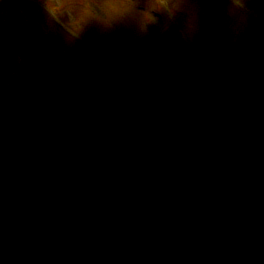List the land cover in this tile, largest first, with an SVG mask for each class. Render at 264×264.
Segmentation results:
<instances>
[{"label":"rangeland","instance_id":"374dc122","mask_svg":"<svg viewBox=\"0 0 264 264\" xmlns=\"http://www.w3.org/2000/svg\"><path fill=\"white\" fill-rule=\"evenodd\" d=\"M119 2L1 0L0 264H264L263 0Z\"/></svg>","mask_w":264,"mask_h":264},{"label":"clouds","instance_id":"9594fccd","mask_svg":"<svg viewBox=\"0 0 264 264\" xmlns=\"http://www.w3.org/2000/svg\"><path fill=\"white\" fill-rule=\"evenodd\" d=\"M68 0H43V7L46 15L58 14L67 4ZM180 0H120L119 3H98L96 7L104 10H116L122 17L131 19L137 29L141 32L147 30L149 24L156 22L155 13L167 11L169 15H175ZM241 6V5H237ZM82 12L90 14V6L81 2ZM76 24L80 21L77 19ZM72 35H76L75 25Z\"/></svg>","mask_w":264,"mask_h":264}]
</instances>
